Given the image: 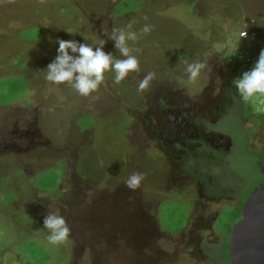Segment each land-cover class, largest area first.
<instances>
[{
  "label": "rangeland",
  "instance_id": "rangeland-1",
  "mask_svg": "<svg viewBox=\"0 0 264 264\" xmlns=\"http://www.w3.org/2000/svg\"><path fill=\"white\" fill-rule=\"evenodd\" d=\"M145 25L150 32H141ZM119 29L138 33L128 46L139 60V69L119 85L114 72H106L97 91L81 96L67 83L45 79L58 39L102 46L125 59L112 39ZM262 49L264 0H0V264H195L194 241L207 253L206 263L228 255L225 212L206 231L195 225L198 214L205 218L223 199H207L206 209L197 207L186 219V211L170 203L178 195L187 200L197 188L176 195L188 183H168L173 191L161 198L168 204L148 214L149 201L168 196L164 180L162 190L157 181H144L149 199L137 196L140 184L129 188L127 181L142 164H134L137 140L144 139L139 121L154 105V92L198 100L212 80L216 98L222 80L234 83ZM197 62L204 67L193 80L187 66ZM220 62L227 79L215 75ZM149 74L148 87L139 90ZM260 97L249 100L257 113L264 112ZM224 124L239 138L232 120ZM246 131L247 148L264 143V123ZM234 157L249 186L256 185L261 173L245 149ZM155 160L141 172L153 180L168 165ZM49 214L65 218L70 232L63 242L48 241Z\"/></svg>",
  "mask_w": 264,
  "mask_h": 264
},
{
  "label": "flooded vegetation",
  "instance_id": "flooded-vegetation-1",
  "mask_svg": "<svg viewBox=\"0 0 264 264\" xmlns=\"http://www.w3.org/2000/svg\"><path fill=\"white\" fill-rule=\"evenodd\" d=\"M222 64V62L219 63L215 75L218 74L219 77L225 75L226 77L227 75L223 74ZM210 82V86H205L204 92L197 97L198 100L190 99L189 96L178 91L168 94L166 89L162 88L154 92V105L148 106L149 114L139 121L142 124L140 128L144 133L142 135L144 139L139 138L140 140H137L138 147H136L137 152L134 154V164L136 159L142 161L136 172L141 176L140 185L141 190H143H140L141 193L138 192L137 196L141 199H149L151 195L153 196V194L148 193L144 181L153 184L157 181L156 183L158 185L160 183L159 188L162 190L161 180H164L162 182L168 196H160L159 193V200L154 203L151 201L147 203L149 206L147 209L148 214L160 212L161 207L163 208L168 204L161 198H169V193L173 191L168 183L177 184L178 187L188 183L186 190L177 188L176 195L190 192V188H197L196 192L193 193V195L196 194V197L189 195L186 197L188 199L184 200L178 195L177 201L179 203L171 201L170 204H179L182 210L186 211L187 219L188 214L193 209H197V207L198 209H206L209 206L206 204V202L209 204L207 199L214 200L215 203L223 199L224 202L211 209V212L205 218L198 214L195 225L206 231L212 224L215 227V223L220 220L221 213L225 212L227 223L224 222L223 224L228 226L229 231H231L233 223L240 218L239 214L241 215L243 204L248 195L264 180L259 166L261 162H264V143H260L258 148L254 147L252 149L245 146V141L250 138V133L246 130L251 132L252 126L257 123L262 126L264 112H255L249 102L250 99L243 100L234 83L230 80H222L220 94L215 98L212 93L214 83L212 80ZM237 107L239 110L237 111V117H235L232 111ZM245 116L251 118L250 128L245 125ZM228 120H232L237 126L240 133L239 138L226 132L228 131L227 128H223L224 122ZM240 144H242V147ZM139 145L143 147L140 148ZM243 148L245 153L254 161L258 173H261V179L251 187L242 174L241 167L234 163V156L238 152H242ZM157 158L158 165L165 163L163 159H166V165L168 162L167 169L165 164V169H161L162 175L158 178L159 180L151 179L154 176L147 173L148 170L153 169L152 167L147 168L144 172L148 175L143 176L141 174L143 172L142 165L144 166L145 163L151 164ZM148 166L150 167V165ZM193 199L196 200L193 201ZM149 219L147 215L146 220ZM191 248L192 256L197 259L195 264H210L206 263V261H209L208 255L202 248H199V243L194 241ZM222 257H225L231 263L229 248L228 255L226 253L217 255L214 257L213 261L215 262L213 263L225 264L227 260L221 261Z\"/></svg>",
  "mask_w": 264,
  "mask_h": 264
},
{
  "label": "clouds",
  "instance_id": "clouds-1",
  "mask_svg": "<svg viewBox=\"0 0 264 264\" xmlns=\"http://www.w3.org/2000/svg\"><path fill=\"white\" fill-rule=\"evenodd\" d=\"M150 30L151 27L145 25L141 32L148 33ZM112 39L125 59L114 58L106 53L102 46L58 39L57 55L54 61L47 65L45 79L57 85L67 83L81 96H88L97 91L105 80L106 72H114V82L119 85L129 73L139 69V60L136 55L131 54L128 46V41L138 39V33L132 30H114ZM100 44L103 45V41ZM203 67L204 65L199 62L189 64L187 72L190 78L193 80L197 78ZM151 79V74L141 79L138 84L139 90L146 89ZM234 86L245 101L256 95L264 96V49L260 51L254 66L234 80ZM140 181L141 176L133 174L127 183L129 187L136 188ZM44 227L49 230L47 238L52 244L63 242L69 236L70 228L61 215L46 216Z\"/></svg>",
  "mask_w": 264,
  "mask_h": 264
},
{
  "label": "water",
  "instance_id": "water-1",
  "mask_svg": "<svg viewBox=\"0 0 264 264\" xmlns=\"http://www.w3.org/2000/svg\"><path fill=\"white\" fill-rule=\"evenodd\" d=\"M264 176V162L259 164ZM231 264H264V180L248 195L230 231Z\"/></svg>",
  "mask_w": 264,
  "mask_h": 264
},
{
  "label": "built area",
  "instance_id": "built-area-1",
  "mask_svg": "<svg viewBox=\"0 0 264 264\" xmlns=\"http://www.w3.org/2000/svg\"><path fill=\"white\" fill-rule=\"evenodd\" d=\"M257 59H258V58H257ZM257 59L248 62L249 68H248V67H246V68H247L248 70H250V69L254 66V64H255V62H256ZM259 100H260V103H262V102L264 101V96H261ZM261 111H262V110H261ZM263 111H264V106H263Z\"/></svg>",
  "mask_w": 264,
  "mask_h": 264
},
{
  "label": "crops",
  "instance_id": "crops-1",
  "mask_svg": "<svg viewBox=\"0 0 264 264\" xmlns=\"http://www.w3.org/2000/svg\"><path fill=\"white\" fill-rule=\"evenodd\" d=\"M43 25V24H42ZM48 28V27H47ZM74 36H71V38H73Z\"/></svg>",
  "mask_w": 264,
  "mask_h": 264
}]
</instances>
